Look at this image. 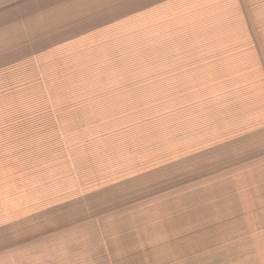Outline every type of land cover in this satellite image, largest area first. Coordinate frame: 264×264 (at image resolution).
<instances>
[{
	"label": "rangeland",
	"instance_id": "obj_1",
	"mask_svg": "<svg viewBox=\"0 0 264 264\" xmlns=\"http://www.w3.org/2000/svg\"><path fill=\"white\" fill-rule=\"evenodd\" d=\"M0 264H264V0H0Z\"/></svg>",
	"mask_w": 264,
	"mask_h": 264
}]
</instances>
